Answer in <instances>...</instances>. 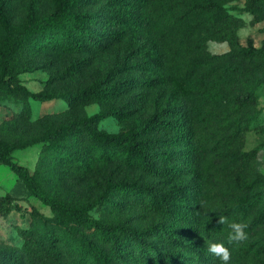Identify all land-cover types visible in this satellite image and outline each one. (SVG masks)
Listing matches in <instances>:
<instances>
[{
    "label": "rangeland",
    "instance_id": "1",
    "mask_svg": "<svg viewBox=\"0 0 264 264\" xmlns=\"http://www.w3.org/2000/svg\"><path fill=\"white\" fill-rule=\"evenodd\" d=\"M63 1L0 0L8 18L6 24L0 22V50L28 22L61 10ZM197 3H214L213 13L185 17ZM106 7V0H70L73 13L97 19V30H101L97 17L105 14ZM223 10L238 22L223 31L218 26L211 29ZM129 14L147 18L141 28L119 27L118 31L124 30L123 40L102 51L89 46L83 52L65 49L61 27L19 44L12 73L31 93L53 98L34 100L24 92L0 96L4 97L0 98V143L17 145L13 162L33 175V187L41 195L61 203L56 224L63 225L73 244L77 238L88 246L81 264H92L87 262L90 255L104 264L123 263L115 260L113 241L106 232L82 225L75 209L82 218L120 229V235L125 229H154L155 247L174 252L178 264H221L208 251L209 241H223L229 247L231 264H264V0H148ZM60 21L67 29V15ZM228 35L231 47L220 42ZM251 49L262 54L245 59L244 51ZM213 54L219 56L197 67L201 55ZM160 59L163 66L153 63ZM155 78L159 83L147 85ZM125 82L128 86L121 92L117 89L102 100L77 106L69 100L79 90L99 86L110 93ZM247 94L254 98L236 102L238 95ZM164 102L186 108L183 130L161 134L176 141L169 147L175 168L169 178H153L138 167L125 166L118 155L105 161L99 148L72 132L56 138L74 122L96 116H100L95 121L98 130L106 134L138 129ZM106 113L110 115L103 117ZM185 141L187 147L182 146ZM1 159L0 196L11 199V210L0 214V247L22 248L25 239L20 231L42 229L55 213ZM120 183L143 191L162 190L166 206L137 199L123 192ZM221 216L226 217L222 224ZM233 221L247 224V240L229 243ZM167 234L178 239L177 248ZM126 264L154 263L136 255Z\"/></svg>",
    "mask_w": 264,
    "mask_h": 264
},
{
    "label": "trees",
    "instance_id": "2",
    "mask_svg": "<svg viewBox=\"0 0 264 264\" xmlns=\"http://www.w3.org/2000/svg\"><path fill=\"white\" fill-rule=\"evenodd\" d=\"M106 1L107 7L105 14L97 17L101 21V30L95 28L97 19H90L85 13H73L70 10V0H64L61 10L53 11L45 17L28 22L15 39H6L0 50V96L24 92L34 100L49 101L53 98L52 95L46 93H31L26 87L20 84L19 79L12 73L11 62L17 47L19 44L28 41L33 35L55 29L56 31H60L61 27L60 39L65 49L83 52L89 46L96 51H102L107 45L123 40L124 30L118 31L119 27L127 29L141 28L145 23L146 15H141L136 19L129 14V11L134 10L136 5L148 3V0ZM214 6V3H197L194 7L189 8V11L184 16L193 15L195 12L212 14ZM63 14L67 15L70 19L67 29L61 26L60 19ZM218 16L220 19L213 22L211 29H215L218 26L217 28L223 31L227 29V25L231 26V23L238 22V19L224 10L218 12ZM149 17L151 19V16ZM213 18L211 17L207 22L212 23ZM0 22L4 24L8 22V18L1 7ZM234 25L236 27L239 26L237 23ZM227 32L229 33L231 31L228 29ZM231 41L232 37L228 35V37H223L220 42H227L231 47ZM52 44L55 46L54 43ZM261 54L262 51L251 49L244 51L243 56L245 59H254ZM217 56L219 55H201V59L199 60L198 58L199 62L197 61V67L207 65L210 62V58H216ZM162 62L163 60L161 59L153 60V63L158 64V66H163L164 62ZM260 80L259 78V84L263 82ZM151 83L156 85L159 83V80L157 78L151 79L147 82V85ZM127 86L128 83L126 82L119 86L116 85L111 89L110 93H105L104 89H101L99 86H94L71 94L69 100L75 106L90 100H102L106 96H111L113 91L119 89V92H121V88ZM253 89L256 90V86ZM253 98L254 94H247L245 97L238 95L236 102L243 104L245 99L250 100ZM184 111H186V108L184 109L183 105L164 102L150 117L140 123L138 129L132 128L119 135L106 134L98 130L95 121L100 116H96L84 122H74L69 128V131L61 132L60 130L56 134V138L63 137L66 133L72 132L73 134L81 136L82 142H90L92 146L99 148L98 150L101 152L103 160L109 161L114 155H118V160L121 164L128 167H138L150 177L162 180L175 174V168L170 164L171 152L169 151V147L172 144H176V141L173 139L167 140L166 136L163 137L161 134L175 133L183 130L185 122L183 116ZM109 115L110 113H106L103 117ZM49 139H53V137L49 136ZM188 144L185 141L182 146L187 147ZM15 150H17V145L0 143L1 160L12 170L20 174L32 186L31 188L35 191L34 195L48 203L54 211L55 216L52 219H47L42 229H22L20 234L25 239L22 248L0 247V264L83 263L84 260L86 261L85 256L87 255L88 246L84 247V244L77 238L78 243L73 244L69 240V237L64 234L66 230L63 225L56 224V210L61 207V203L55 198L41 195L39 190L33 187V175H30L27 170L17 166L12 160L11 154ZM262 183L261 185L264 186V180ZM120 186L123 192H128L137 199L151 204L166 206L162 190L143 191L129 183H120ZM10 210L11 199L0 196V214L7 215ZM75 211L77 213L76 217L82 225L94 227L100 229L102 232H106L113 241L112 249L115 253V260L119 263L126 264L133 257L139 255L142 260H148L154 264H178L179 261L174 252H162L155 247L151 241V238L156 233L154 229H125L123 230L125 235H120V229L103 227L98 221L82 218L78 209H75ZM57 221L61 222L60 216H57ZM167 240L173 248H177L180 245L178 239L171 234H167ZM78 249H80L79 252L77 251ZM65 257L69 258L70 261L68 263H66L67 259ZM89 261H92V264H104L99 262L93 255H90L87 262Z\"/></svg>",
    "mask_w": 264,
    "mask_h": 264
},
{
    "label": "clouds",
    "instance_id": "3",
    "mask_svg": "<svg viewBox=\"0 0 264 264\" xmlns=\"http://www.w3.org/2000/svg\"><path fill=\"white\" fill-rule=\"evenodd\" d=\"M226 217H219V223H224ZM230 232L228 234V241L230 244L240 243L248 239L246 231L247 224L241 221H233L229 223ZM208 251L214 256L218 257L221 264H231V253L228 246L223 241H209Z\"/></svg>",
    "mask_w": 264,
    "mask_h": 264
},
{
    "label": "crops",
    "instance_id": "4",
    "mask_svg": "<svg viewBox=\"0 0 264 264\" xmlns=\"http://www.w3.org/2000/svg\"><path fill=\"white\" fill-rule=\"evenodd\" d=\"M228 45V44H227ZM228 47H229V45H228Z\"/></svg>",
    "mask_w": 264,
    "mask_h": 264
}]
</instances>
